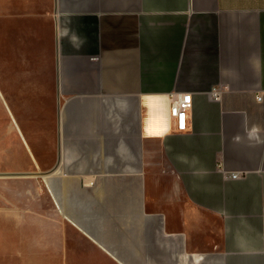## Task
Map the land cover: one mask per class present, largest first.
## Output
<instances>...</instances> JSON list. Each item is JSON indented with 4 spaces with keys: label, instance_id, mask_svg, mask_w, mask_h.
I'll return each mask as SVG.
<instances>
[{
    "label": "crops",
    "instance_id": "1",
    "mask_svg": "<svg viewBox=\"0 0 264 264\" xmlns=\"http://www.w3.org/2000/svg\"><path fill=\"white\" fill-rule=\"evenodd\" d=\"M0 264H264V0H0Z\"/></svg>",
    "mask_w": 264,
    "mask_h": 264
},
{
    "label": "built area",
    "instance_id": "2",
    "mask_svg": "<svg viewBox=\"0 0 264 264\" xmlns=\"http://www.w3.org/2000/svg\"><path fill=\"white\" fill-rule=\"evenodd\" d=\"M212 97L219 99L220 91L214 90L211 94ZM169 104V121H173L175 123V130L180 132H185L188 128V119L189 112L192 108V95L191 94H174L170 98ZM258 100L262 101V95L258 96ZM226 176L232 179H240V177L244 176L242 172H228Z\"/></svg>",
    "mask_w": 264,
    "mask_h": 264
},
{
    "label": "rangeland",
    "instance_id": "3",
    "mask_svg": "<svg viewBox=\"0 0 264 264\" xmlns=\"http://www.w3.org/2000/svg\"><path fill=\"white\" fill-rule=\"evenodd\" d=\"M75 219L79 223V225L83 226L85 223V214L82 213V210L80 208V205L82 203V198L79 196L75 197ZM60 230H61V239L65 238H81L84 235L83 231L77 230L74 226H72L67 220H65V217L61 215V224H60Z\"/></svg>",
    "mask_w": 264,
    "mask_h": 264
},
{
    "label": "bare ground",
    "instance_id": "4",
    "mask_svg": "<svg viewBox=\"0 0 264 264\" xmlns=\"http://www.w3.org/2000/svg\"><path fill=\"white\" fill-rule=\"evenodd\" d=\"M148 100V106L153 108V113L150 115L147 123V132L154 135L163 134L167 126V121L169 123L168 116L166 120V117L161 115L160 105H157V102L151 98H148Z\"/></svg>",
    "mask_w": 264,
    "mask_h": 264
}]
</instances>
